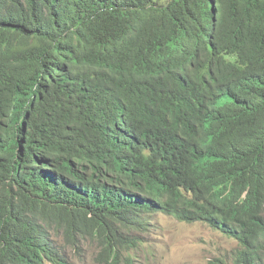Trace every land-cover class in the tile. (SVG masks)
<instances>
[{
    "label": "trees",
    "instance_id": "1",
    "mask_svg": "<svg viewBox=\"0 0 264 264\" xmlns=\"http://www.w3.org/2000/svg\"><path fill=\"white\" fill-rule=\"evenodd\" d=\"M158 213L264 264V0H0V264Z\"/></svg>",
    "mask_w": 264,
    "mask_h": 264
},
{
    "label": "rangeland",
    "instance_id": "2",
    "mask_svg": "<svg viewBox=\"0 0 264 264\" xmlns=\"http://www.w3.org/2000/svg\"><path fill=\"white\" fill-rule=\"evenodd\" d=\"M146 229L130 232L137 244L123 248L122 264H211L230 259L239 242L206 223H188L158 213ZM63 241V240H62ZM70 252L75 264H103L102 246L91 238Z\"/></svg>",
    "mask_w": 264,
    "mask_h": 264
},
{
    "label": "clouds",
    "instance_id": "3",
    "mask_svg": "<svg viewBox=\"0 0 264 264\" xmlns=\"http://www.w3.org/2000/svg\"><path fill=\"white\" fill-rule=\"evenodd\" d=\"M197 223V222H196ZM213 228V227H212Z\"/></svg>",
    "mask_w": 264,
    "mask_h": 264
}]
</instances>
